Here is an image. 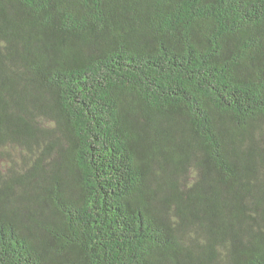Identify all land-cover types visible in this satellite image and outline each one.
<instances>
[{"label": "trees", "instance_id": "trees-1", "mask_svg": "<svg viewBox=\"0 0 264 264\" xmlns=\"http://www.w3.org/2000/svg\"><path fill=\"white\" fill-rule=\"evenodd\" d=\"M0 264H264V0H0Z\"/></svg>", "mask_w": 264, "mask_h": 264}]
</instances>
